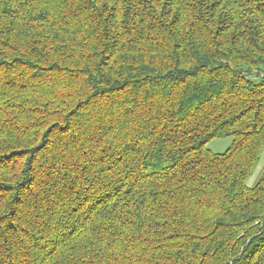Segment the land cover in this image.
Wrapping results in <instances>:
<instances>
[{
    "label": "trees",
    "instance_id": "1",
    "mask_svg": "<svg viewBox=\"0 0 264 264\" xmlns=\"http://www.w3.org/2000/svg\"><path fill=\"white\" fill-rule=\"evenodd\" d=\"M262 73L264 0H0V264H264Z\"/></svg>",
    "mask_w": 264,
    "mask_h": 264
},
{
    "label": "rangeland",
    "instance_id": "2",
    "mask_svg": "<svg viewBox=\"0 0 264 264\" xmlns=\"http://www.w3.org/2000/svg\"><path fill=\"white\" fill-rule=\"evenodd\" d=\"M230 144H231V138L214 139L207 144V149L214 154H221L227 150ZM263 174H264V148L262 150L259 163L254 168L250 178L247 181V185L249 187L254 186Z\"/></svg>",
    "mask_w": 264,
    "mask_h": 264
},
{
    "label": "built area",
    "instance_id": "3",
    "mask_svg": "<svg viewBox=\"0 0 264 264\" xmlns=\"http://www.w3.org/2000/svg\"><path fill=\"white\" fill-rule=\"evenodd\" d=\"M261 78H263V79H264V73H262V74H261Z\"/></svg>",
    "mask_w": 264,
    "mask_h": 264
}]
</instances>
